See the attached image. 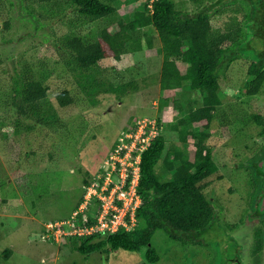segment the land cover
<instances>
[{
	"label": "rangeland",
	"instance_id": "rangeland-1",
	"mask_svg": "<svg viewBox=\"0 0 264 264\" xmlns=\"http://www.w3.org/2000/svg\"><path fill=\"white\" fill-rule=\"evenodd\" d=\"M144 1L117 0L114 7L119 15H132L142 9ZM170 1L186 2V8L193 9L188 0ZM217 1L204 2L212 25L208 39L229 33L224 44L229 47L230 32L238 29L239 41L245 42L249 33L245 29L248 9L244 1L222 0L224 4L216 6ZM219 8L222 9L216 12ZM35 18L27 15L22 0H0V264H142L144 249L139 253L112 252L108 248L89 255L73 252L68 244H54L46 239L45 224L69 220L82 202L85 188L99 172L106 171L111 146L120 145L118 140L124 139L129 127H137L138 122V126L154 122L156 128L161 127L166 151L171 144H178L176 133L170 128L178 119L171 112L173 100L180 99L183 114H188L193 111L188 102L195 101V107H199L201 95L190 91L187 81L182 83V90L173 92L153 84L120 101L90 107L64 69L54 43L70 32L84 38L102 33L109 29L108 22L101 19L73 28L69 24L73 18L70 12L61 18L37 20L38 24L33 22ZM145 31L153 37L152 48L124 55L119 62L112 58L100 62L106 69L104 77L113 84L159 74L160 42L153 29ZM251 41L255 44L258 39L254 35ZM229 53V50L224 53L218 67L220 105L213 113L211 125L207 130L205 122L192 127L195 133L202 128L208 133L209 138L199 140L212 147L218 169L204 181L207 185L202 191L215 211L216 228L204 235V246L187 249L169 241L163 231H156L151 240L160 258L156 264H237L234 253L237 254L238 243H231L236 238L243 250L239 256L241 263L262 264L251 253L253 230L262 226L258 221H250L248 216L260 184L249 166L260 154L258 149L264 143V136L259 134L249 115L264 105V83L256 95L249 96L243 84L252 79L246 69L254 60L246 51H239L229 64ZM21 59L31 65L36 77L49 88L59 125L42 126L19 116L11 106ZM63 90L69 91L74 103L59 108L53 97ZM5 99L10 100L4 103ZM166 99L168 104L163 106ZM192 145L189 142L182 146L189 157L194 151ZM155 172L162 183L171 176H166L161 162ZM84 181L89 183L85 188ZM5 250L10 251L7 259Z\"/></svg>",
	"mask_w": 264,
	"mask_h": 264
},
{
	"label": "trees",
	"instance_id": "trees-1",
	"mask_svg": "<svg viewBox=\"0 0 264 264\" xmlns=\"http://www.w3.org/2000/svg\"><path fill=\"white\" fill-rule=\"evenodd\" d=\"M22 1L27 15L31 19L36 17L33 21L35 24L40 19L61 18L67 12L73 15L69 21L73 28L84 27L101 19L108 22L109 29L102 33H93L84 38L70 32L57 38L54 43L64 69L90 107L108 101H120L153 84H158L163 91L173 92L182 90V83L187 81L190 91L201 95L199 107H195V101L188 102L193 110L188 114H183L180 99L173 100L171 112L178 119L170 128L176 133L178 144H171L172 147L166 151V141L161 127H158V135L141 153L137 186L141 205L136 211L137 227L130 232L119 231L106 239L68 238L70 250L89 255L100 252L103 248L112 252L123 250L131 253H139L144 249L142 264H156L160 258L151 245L156 231H163L169 241L180 244L183 249L204 246L202 238L216 228V214L202 191L207 185L204 181L218 169L213 161L212 147L199 140L200 137L209 138L208 133L203 128L195 133L192 127L205 122L204 129L207 130L211 125L213 113L220 105L217 92L220 85L218 67L221 59L230 50L231 62L239 51L246 49L239 41L238 29L230 32L229 47L224 45L228 41L229 33L214 40L208 39L212 25L207 13L209 8L204 2L210 0H188L193 6L192 11L186 8V2L145 0L142 9L132 15H119L114 7L117 0ZM215 4L222 6L224 1L218 0ZM145 29H153L160 42L157 52L162 57V65L159 74L113 84L104 77L106 69L101 67L100 62L107 58L119 62L124 55L152 48L153 37ZM259 70L260 67L254 66L247 71L254 78L252 83L244 85L249 96L256 95L264 83V73ZM14 85L16 95L11 99V106L19 116L32 119L42 126L59 123L56 108L48 94L49 88L36 77L25 59L20 61V73ZM53 99L59 108L74 103L73 97L66 90L55 95ZM9 100L5 99L4 103ZM168 101L166 99L163 106H167ZM250 116L260 123L258 115ZM189 142L193 143L194 148L191 157L185 154L182 147ZM113 147L114 144L111 148ZM160 161L165 169L169 168L166 169V176L171 175L164 183L155 174ZM263 163L258 162L249 167L254 178L262 176ZM83 185L84 188L88 186V181H84ZM262 196V205L260 208L256 207L253 215L249 216L250 221L259 216L264 208V195ZM9 255L10 251L5 250L4 258L7 259Z\"/></svg>",
	"mask_w": 264,
	"mask_h": 264
},
{
	"label": "built area",
	"instance_id": "built-area-1",
	"mask_svg": "<svg viewBox=\"0 0 264 264\" xmlns=\"http://www.w3.org/2000/svg\"><path fill=\"white\" fill-rule=\"evenodd\" d=\"M154 0H151V2ZM128 128L111 148L106 171L99 172L85 188L83 200L69 220L45 224V238L54 244H67L68 238L106 239L137 227L136 211L141 205L137 194L141 153L155 138L154 122ZM126 141V144L123 142Z\"/></svg>",
	"mask_w": 264,
	"mask_h": 264
},
{
	"label": "flooded vegetation",
	"instance_id": "flooded-vegetation-1",
	"mask_svg": "<svg viewBox=\"0 0 264 264\" xmlns=\"http://www.w3.org/2000/svg\"><path fill=\"white\" fill-rule=\"evenodd\" d=\"M243 4H246L248 9L249 17L246 19L248 20L247 25L245 27L246 32L249 33V38L245 40V42H241L243 45H245L246 49L242 51H246L250 54L252 59L254 60L252 63H250L247 66L246 73L251 67H260V73H264V0H243ZM251 35V37H250ZM255 35L256 39H258V42L253 44L252 38ZM230 51V50H229ZM229 64H230V53H229ZM230 78V75H229ZM254 81V78L252 77L251 81L249 83H252ZM246 83L243 84V86ZM245 88V87H244ZM254 115H258L260 117V123H257L253 120V118L249 115L253 125L255 128L259 130V134L261 136H264V105H261L258 108L257 113H251ZM249 119V118H248ZM258 151L260 154L258 157H256L254 160H252L251 164L254 165L258 162H264V143L259 147ZM250 164V166H251ZM249 166V167H250ZM264 166V163H263ZM259 179V186L258 191L256 193V196L254 200H252L253 204V210L249 214V216L253 215V211L256 209V207H259L262 205V199L264 195V171L263 174ZM264 202V200H263ZM264 206V204H263ZM248 216V219H249ZM251 221H258V225H261L262 228L260 229H254L253 230V238H254V249L251 251L253 257H257V259H260V263L264 264V208L261 212V214L257 217H255ZM231 241V236L229 237ZM231 243H238L236 246H238L237 254L234 253L237 257L235 258L237 264H242L240 261V254L243 252L241 248V243L238 241V238L232 239ZM247 244H250V242H247ZM240 245V246H239ZM234 246V248L236 247ZM248 260L250 261V257L248 256Z\"/></svg>",
	"mask_w": 264,
	"mask_h": 264
},
{
	"label": "crops",
	"instance_id": "crops-1",
	"mask_svg": "<svg viewBox=\"0 0 264 264\" xmlns=\"http://www.w3.org/2000/svg\"><path fill=\"white\" fill-rule=\"evenodd\" d=\"M181 106H182V104H181ZM160 162L162 163V161H160ZM160 162H159V163H160ZM159 163H158V165L156 166L155 171H157V168H158V166H159ZM164 167H165V166H164ZM166 169H168V168H166ZM155 174H156V172H155ZM156 176H157V175H156ZM163 181H168V178H167V179L165 178Z\"/></svg>",
	"mask_w": 264,
	"mask_h": 264
},
{
	"label": "water",
	"instance_id": "water-1",
	"mask_svg": "<svg viewBox=\"0 0 264 264\" xmlns=\"http://www.w3.org/2000/svg\"><path fill=\"white\" fill-rule=\"evenodd\" d=\"M264 56V55H263Z\"/></svg>",
	"mask_w": 264,
	"mask_h": 264
}]
</instances>
